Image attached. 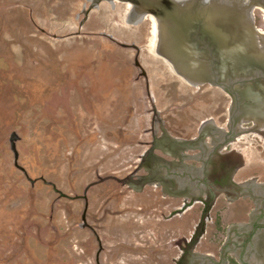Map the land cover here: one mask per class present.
Masks as SVG:
<instances>
[{"label":"rangeland","instance_id":"rangeland-1","mask_svg":"<svg viewBox=\"0 0 264 264\" xmlns=\"http://www.w3.org/2000/svg\"><path fill=\"white\" fill-rule=\"evenodd\" d=\"M127 5L0 0V264H96L99 244L100 264H247L264 247V125L238 119L231 84L177 75Z\"/></svg>","mask_w":264,"mask_h":264},{"label":"water","instance_id":"water-1","mask_svg":"<svg viewBox=\"0 0 264 264\" xmlns=\"http://www.w3.org/2000/svg\"><path fill=\"white\" fill-rule=\"evenodd\" d=\"M136 8V17L156 19L160 34L155 55L192 85L211 81L193 40L202 29L218 48L219 82L231 84L243 100L238 119L251 117L264 125V33L254 28L252 16L255 8L264 10V0H140ZM255 77L261 80H253L254 90H246Z\"/></svg>","mask_w":264,"mask_h":264},{"label":"flooded vegetation","instance_id":"flooded-vegetation-1","mask_svg":"<svg viewBox=\"0 0 264 264\" xmlns=\"http://www.w3.org/2000/svg\"><path fill=\"white\" fill-rule=\"evenodd\" d=\"M102 1H108V0H96V3L98 4L99 2H102ZM112 1H114V0H112ZM117 1H119V0H117ZM130 1L133 3V5H132V7H129L127 5L126 9L127 10L129 9V11H128L129 14L131 13L130 18H128L127 20L131 24H138L139 21L141 23L143 20L151 18L150 21L152 23V26H151V32H150L151 37H150L149 41L152 39L155 43H157L160 31L157 29L156 19L154 17H150L149 14H146V15L144 14L142 16H137L136 17V12H137L136 10H138V8H136V6H137V3L140 2V0H130ZM119 2L121 4H124V3L127 4V2H122V1H119ZM90 10H91V7H88V10L85 13V19L88 18L89 14H90ZM127 10H126V12H127ZM187 14L188 13L185 12V15H187ZM263 14H264V12H263ZM118 17H119V15H118ZM253 26L255 28L254 24H253ZM199 31H200V34L197 32V34L195 35V38L193 39L195 41V43H196L195 48L198 50L197 52H199L198 55H199V58L201 59V63L203 64V66H202L203 70L211 78V81H207L204 84H207V85H210V86L219 87V70H220V67L218 65V59H219L218 48L214 47V43L210 39H205V37H208V36H206L204 34H201V32H203L202 29H200ZM156 46H157V44H156ZM152 53L155 54L154 51H152ZM143 74H144V72H143ZM259 79L261 80V78H257V77H255L254 79L252 78L249 81L250 83L247 84V86H249V87L245 88V89L249 90V91H251V89L254 90V88L256 87V84L253 83V80L254 81H258ZM250 86H252L253 88H250ZM230 89H231V87H230ZM233 93H232V95H233ZM237 100L239 102V107L244 105L243 100L241 98H237ZM203 122L204 121H202V123ZM98 246H99V252L95 255V258H94V261H95L96 264H100V256H101L100 252H102L101 244H99ZM128 250H129V252H131V250H133V249H128ZM116 251L118 252V250H116ZM117 252L113 251L110 255H108L107 252L105 251V254L108 255V258H110V259H106L107 262H109L110 264H112V263L119 264L120 262H119V260L117 258H119L120 254L117 253Z\"/></svg>","mask_w":264,"mask_h":264},{"label":"crops","instance_id":"crops-1","mask_svg":"<svg viewBox=\"0 0 264 264\" xmlns=\"http://www.w3.org/2000/svg\"><path fill=\"white\" fill-rule=\"evenodd\" d=\"M259 224V223H257ZM257 228H255L253 230L254 233H252V236H255L256 234L260 233V235H262L263 239H264V225L259 224L256 225ZM220 228V226H219ZM262 231V233L260 232ZM229 259H233L235 261L236 264H240V262L238 261V258H233L231 256H227V264L229 263ZM244 262L247 264H263L264 263V247H262V245L260 244H256V246L254 247V249L252 251H250L249 253H247V255L244 256Z\"/></svg>","mask_w":264,"mask_h":264},{"label":"trees","instance_id":"trees-1","mask_svg":"<svg viewBox=\"0 0 264 264\" xmlns=\"http://www.w3.org/2000/svg\"><path fill=\"white\" fill-rule=\"evenodd\" d=\"M218 224V223H217ZM229 263L230 264H236L235 261L233 259H229Z\"/></svg>","mask_w":264,"mask_h":264}]
</instances>
